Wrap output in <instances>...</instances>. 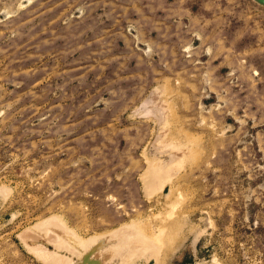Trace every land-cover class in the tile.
Segmentation results:
<instances>
[{"label": "rangeland", "instance_id": "1", "mask_svg": "<svg viewBox=\"0 0 264 264\" xmlns=\"http://www.w3.org/2000/svg\"><path fill=\"white\" fill-rule=\"evenodd\" d=\"M0 264H264V3L0 0Z\"/></svg>", "mask_w": 264, "mask_h": 264}, {"label": "bare ground", "instance_id": "2", "mask_svg": "<svg viewBox=\"0 0 264 264\" xmlns=\"http://www.w3.org/2000/svg\"><path fill=\"white\" fill-rule=\"evenodd\" d=\"M146 104V103H145ZM147 108V105H145V106H143V109H146ZM147 110V109H146ZM150 111V110H149ZM150 112H152V111H150Z\"/></svg>", "mask_w": 264, "mask_h": 264}, {"label": "water", "instance_id": "3", "mask_svg": "<svg viewBox=\"0 0 264 264\" xmlns=\"http://www.w3.org/2000/svg\"><path fill=\"white\" fill-rule=\"evenodd\" d=\"M260 2L264 3V0H259Z\"/></svg>", "mask_w": 264, "mask_h": 264}]
</instances>
